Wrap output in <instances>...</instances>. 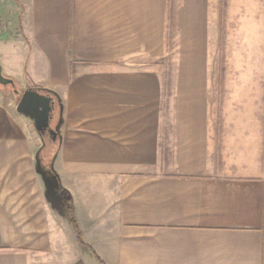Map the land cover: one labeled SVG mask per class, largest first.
Returning a JSON list of instances; mask_svg holds the SVG:
<instances>
[{
  "label": "crops",
  "instance_id": "obj_1",
  "mask_svg": "<svg viewBox=\"0 0 264 264\" xmlns=\"http://www.w3.org/2000/svg\"><path fill=\"white\" fill-rule=\"evenodd\" d=\"M3 47L58 121L53 184L0 91V264L93 257L68 195L104 264H264V0H0Z\"/></svg>",
  "mask_w": 264,
  "mask_h": 264
},
{
  "label": "water",
  "instance_id": "obj_2",
  "mask_svg": "<svg viewBox=\"0 0 264 264\" xmlns=\"http://www.w3.org/2000/svg\"><path fill=\"white\" fill-rule=\"evenodd\" d=\"M8 84L13 86L14 80L5 76L0 66V85L6 86ZM53 104L51 96L41 93L40 89L29 88L21 93L17 108L21 114L33 119L35 128L40 133L48 130L49 134L55 136V131L50 128ZM44 178L47 179L45 176ZM47 181L55 183V179L52 177Z\"/></svg>",
  "mask_w": 264,
  "mask_h": 264
},
{
  "label": "rangeland",
  "instance_id": "obj_3",
  "mask_svg": "<svg viewBox=\"0 0 264 264\" xmlns=\"http://www.w3.org/2000/svg\"><path fill=\"white\" fill-rule=\"evenodd\" d=\"M17 49V48H16ZM0 51H7L8 53L11 52V50L9 48H1ZM26 64V63H25ZM151 65V67H154V68H158V63H151L149 64ZM164 68L167 69V64H165ZM163 68V69H164ZM23 74L25 75V81L23 80H13L16 82V88H12V87H9V86H0V91L2 93V96H3V102L6 104L8 103L11 107V109L13 110L14 112V115H19V110L17 108V103L19 101V98H20V95L23 91L31 88V83L29 82V79H28V75L26 74V71H25V68L23 70ZM6 76V75H5ZM33 89H37V88H33ZM14 90H17L16 92ZM56 109H53L52 110V116H51V119H50V128L52 130L55 131V128H56V121L57 120V116H56ZM21 119H22V133L23 134H30V135H34L36 134L35 132V129H34V122L27 118V117H24L21 115ZM37 136H38V143H39V146L40 144L44 143V141H50V138L45 135V136H40V133H37ZM53 149V144L50 145L49 147H47L45 149V151L47 152V154H49ZM45 152V153H46ZM65 196H62V200L64 201V198ZM81 257V255H80ZM89 258V259H88ZM85 264H97V262L95 261V259L91 256H88L86 259H85Z\"/></svg>",
  "mask_w": 264,
  "mask_h": 264
},
{
  "label": "trees",
  "instance_id": "obj_4",
  "mask_svg": "<svg viewBox=\"0 0 264 264\" xmlns=\"http://www.w3.org/2000/svg\"><path fill=\"white\" fill-rule=\"evenodd\" d=\"M2 86V85H0ZM9 87H12L13 89L16 88V82L14 81V85H6ZM41 92L53 97V94L49 93L46 90H41ZM50 145H52L51 141H44V143L42 144V146L39 148L38 150V154H37V159H38V167H39V172L44 175L45 177H47V179H50L51 177L56 179V174L54 173L52 166H51V162H52V152L54 151L52 149V151L47 154V152L45 151V149L47 147H49ZM46 152V153H45ZM62 190L59 187L58 188V192L60 193ZM67 202L64 204V208L67 214V218L68 221L71 225L72 230L74 231L75 235H76V239L77 242L79 244L80 247H82L87 253L91 254L97 261L98 264H104L100 258L95 254V252L92 250V248L87 245L83 239L81 238V232L78 228L75 216H74V212H73V206H72V200L71 197L68 195L67 196Z\"/></svg>",
  "mask_w": 264,
  "mask_h": 264
},
{
  "label": "flooded vegetation",
  "instance_id": "obj_5",
  "mask_svg": "<svg viewBox=\"0 0 264 264\" xmlns=\"http://www.w3.org/2000/svg\"><path fill=\"white\" fill-rule=\"evenodd\" d=\"M41 93H43V92H41ZM44 94H45V93H44ZM46 95H47V94H46ZM42 134H43V136H45V135H47L48 137L51 136V135L49 134L48 130L44 131Z\"/></svg>",
  "mask_w": 264,
  "mask_h": 264
}]
</instances>
